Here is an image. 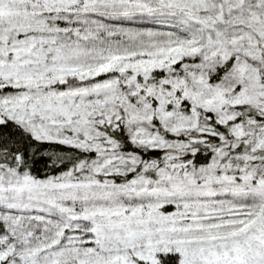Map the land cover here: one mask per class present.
<instances>
[{"label": "snow or ice", "instance_id": "1", "mask_svg": "<svg viewBox=\"0 0 264 264\" xmlns=\"http://www.w3.org/2000/svg\"><path fill=\"white\" fill-rule=\"evenodd\" d=\"M0 264H264V0H0Z\"/></svg>", "mask_w": 264, "mask_h": 264}]
</instances>
